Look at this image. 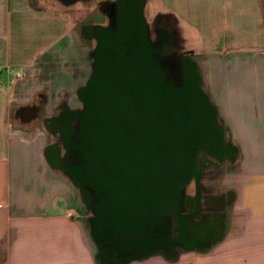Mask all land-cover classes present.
I'll return each instance as SVG.
<instances>
[{"label": "crops", "instance_id": "0c3cea01", "mask_svg": "<svg viewBox=\"0 0 264 264\" xmlns=\"http://www.w3.org/2000/svg\"><path fill=\"white\" fill-rule=\"evenodd\" d=\"M55 1L80 13L55 15L35 9L32 0H0V264H116L94 237L82 187L64 158L67 146L56 144L59 115L81 103L72 92L82 80L66 85L71 75L64 67L76 63L83 74L85 57L73 28L85 16V0ZM153 1L144 0V7L158 5ZM162 4L167 8L156 21L167 25L194 67L213 111L217 156L200 170L195 161L194 177L184 189L195 198L191 220L205 226L217 222L203 242L195 243L186 232L185 243L149 245L124 264H264V0ZM18 27L45 28L47 34L42 38L35 31V49L25 54L19 45L11 49V32ZM45 56L58 58L49 81L40 89L24 85L11 93L9 69H22L14 77L27 72L28 78L43 80L42 66L37 74L34 70ZM63 93L71 95L61 99ZM64 130L68 139L69 126ZM50 148L56 150L53 163Z\"/></svg>", "mask_w": 264, "mask_h": 264}, {"label": "water", "instance_id": "95a60500", "mask_svg": "<svg viewBox=\"0 0 264 264\" xmlns=\"http://www.w3.org/2000/svg\"><path fill=\"white\" fill-rule=\"evenodd\" d=\"M142 8L141 0L129 13L121 8L114 34L97 30L76 147L85 186L97 196L94 237L104 241L107 229L108 246L118 251L139 248L133 235L143 236L159 216L176 211L180 191L194 177L195 156L214 134L213 111L194 67L185 62L181 86L167 81L155 59L162 47L150 46Z\"/></svg>", "mask_w": 264, "mask_h": 264}, {"label": "flooded vegetation", "instance_id": "af4514ba", "mask_svg": "<svg viewBox=\"0 0 264 264\" xmlns=\"http://www.w3.org/2000/svg\"><path fill=\"white\" fill-rule=\"evenodd\" d=\"M91 2H95L96 11L99 16L102 18V22L95 24H88L86 27H82V35L90 40L93 45L92 51L90 53L89 59L91 61L90 71L88 74L87 82L83 84L82 89L80 91V107L72 111L70 113H61L60 116V139L56 140V144L67 146V156L64 158L67 159V163L69 165L70 172L72 173L74 179L79 181L80 186L82 187V191L84 193L91 221L94 227V230L97 228V221L99 220V216L96 214V206H97V196L94 191L85 186V182L83 180V176L85 174L83 163L84 159L79 156V151H77L76 147L80 143V118L85 110V104L83 102L82 94L85 86L88 81L92 77L93 67L95 63L94 52L97 49L98 43L97 38L95 37L97 30H102L105 32H109L114 34L116 31L117 21H118V12L122 9H125L127 13L137 7V0H85V4H90ZM139 3V0H138ZM144 6V1H143ZM100 9V10H98ZM137 13L134 12L130 17H136ZM161 25V27L154 28L153 31L147 32V39L153 49L156 47H162L161 54L156 55L155 59H157L167 70V79L174 77L175 85L173 86H181V79L183 78V71L185 66V59L182 56L178 57V52L181 53L173 40L172 33L168 30L167 25L162 21L157 20V24ZM146 28V27H145ZM154 32V34H152ZM152 35L154 38H152ZM177 83V84H176ZM31 106H35L34 103ZM69 126L68 139L65 137V127ZM67 139V140H66ZM217 156V150L213 148L212 143H203L200 147V150L197 154L196 166L195 170H200L202 165L208 163L211 157ZM200 195L198 191L196 193V197ZM195 198H188L184 190L180 191L179 199L177 200L176 211L168 216H159L158 221L153 225V229L151 231L147 230L143 236L135 233L133 235V240L135 242H140L139 248L133 249L132 251H127L120 249L119 251L115 247H109V241L105 238V236L109 233L107 229L101 230V234L104 236V241H99L100 247L102 248V254L106 259L110 258L111 261L123 262L127 258L139 257L145 252L149 245L153 246H161L167 245L168 243L172 245H179L185 243L187 240L185 238V233H189L190 239L195 240V243L198 241H205L212 229L215 228L216 222H213L208 226H205L203 223H194L191 218L197 213L194 205ZM161 218V221L160 219ZM160 221V222H159ZM100 234V235H101ZM120 238V237H119ZM118 240L116 245L120 244ZM187 244V243H186Z\"/></svg>", "mask_w": 264, "mask_h": 264}, {"label": "rangeland", "instance_id": "374dc122", "mask_svg": "<svg viewBox=\"0 0 264 264\" xmlns=\"http://www.w3.org/2000/svg\"><path fill=\"white\" fill-rule=\"evenodd\" d=\"M144 0H141V2H143ZM156 0H154L153 2H155ZM158 5L155 2V7L152 4H147L145 5V7L143 6L142 8V18L145 24L146 29L148 30V32H151L154 30V28L156 27H161L160 23L157 24L156 21V17L161 15V10L163 8H167L166 6H162V0H157ZM32 4L33 7L35 9H39L43 12H47V13H52L55 15H64V14H72L71 16L73 17H77L78 13L76 11V9H71V10H66L65 8L62 7V5H60L59 3H57L55 0H32ZM96 6H95V2H91L90 4H85V16L83 18V20H81L82 18H79V21L76 20L75 26H74V33L73 35L79 39L80 41V45L78 43L79 46H82V51H83V56L85 57L84 59V67H83V71H82V76L80 71L75 67L76 63H66L67 65H65L64 69H66V72L68 74L71 75V77H66L64 79V83L66 85H73L79 81L82 80V83H78L75 84L76 87L74 86V92H72V96L78 94L77 96L80 97V91L82 89V87H77L78 85H83V83L87 82L88 80V74L90 71V65H91V61L89 59L90 53L92 51V47L94 44H92L90 42V40L86 37H83L82 35V27L83 26H87L88 24H95V23H99L101 22V20H99V14L96 11ZM100 10V9H98ZM36 31V34L39 33V35H42V38L46 37V29L45 28H41V29H34L33 31L28 30L27 28H23V27H18L15 29H12L11 32V49L16 48L18 45L21 46L22 48L24 47L23 51L25 52V54L32 52L35 49V46L31 44V37L33 36V33ZM31 32V33H30ZM42 32V33H41ZM154 34V32L152 33ZM40 37V36H39ZM152 38H154V36L152 35ZM153 46V45H151ZM182 56L184 57L185 61L187 59L186 55H183L182 53L178 52V57ZM46 61L43 62V64H38L36 62V69L34 70V72L37 74L38 73V65L42 66V70L44 71V75L45 78L43 77V80L40 79L39 77H33L32 78H28V74L27 72L21 73L19 74L18 77H14V74L19 70H22L21 68H10L8 73L10 78V84H11V93H12V89L15 90L16 92H18V89L20 87H23L24 85H26L28 88L32 87L33 90L36 89H40L39 87H41L43 84L42 82L44 80H47L46 82L49 81V72L50 71H54L53 66L55 67L57 62H58V58H52L50 56H45ZM41 60L43 61L44 59L41 58ZM62 62H60L61 64ZM59 64V65H60ZM33 66V65H32ZM38 66V67H37ZM83 66V65H82ZM45 67V69H44ZM52 69V70H51ZM53 75V74H52ZM53 77V76H51ZM170 84H174L175 85V79L174 77H171L167 80ZM177 84V83H176ZM34 86V87H33ZM37 86V87H35ZM67 88V87H66ZM46 89L48 88H44V91H46ZM71 95V94H70ZM66 93L62 94V97H60L61 99L64 98H68V96H70ZM55 103V102H54ZM53 103V104H54ZM57 103V102H56ZM50 110V108H49ZM61 138V136L59 135V139ZM138 258V257H136Z\"/></svg>", "mask_w": 264, "mask_h": 264}, {"label": "built area", "instance_id": "2783aa9c", "mask_svg": "<svg viewBox=\"0 0 264 264\" xmlns=\"http://www.w3.org/2000/svg\"><path fill=\"white\" fill-rule=\"evenodd\" d=\"M18 76H19V74L16 75V77H18Z\"/></svg>", "mask_w": 264, "mask_h": 264}]
</instances>
